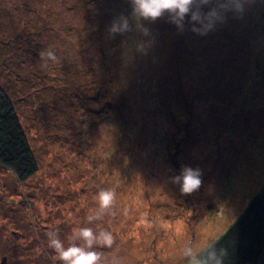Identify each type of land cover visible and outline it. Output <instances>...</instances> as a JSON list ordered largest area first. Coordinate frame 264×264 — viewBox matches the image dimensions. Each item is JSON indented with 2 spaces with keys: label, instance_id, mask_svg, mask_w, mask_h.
<instances>
[{
  "label": "rangeland",
  "instance_id": "1",
  "mask_svg": "<svg viewBox=\"0 0 264 264\" xmlns=\"http://www.w3.org/2000/svg\"><path fill=\"white\" fill-rule=\"evenodd\" d=\"M130 11L128 0H0V85L37 164L20 182L0 166V264H53L46 233L67 246L83 226L114 234L98 249L106 261L187 264L181 249L210 247L263 186L264 5L206 36L165 17L149 36L109 39ZM245 24L259 29L236 31ZM45 49L57 60L41 67ZM185 166L202 173L191 195L171 180ZM101 188L117 193L113 214L88 225Z\"/></svg>",
  "mask_w": 264,
  "mask_h": 264
},
{
  "label": "clouds",
  "instance_id": "2",
  "mask_svg": "<svg viewBox=\"0 0 264 264\" xmlns=\"http://www.w3.org/2000/svg\"><path fill=\"white\" fill-rule=\"evenodd\" d=\"M128 3L130 13L121 14L110 22L107 29L109 39L134 29L143 36H149L150 30L145 22L155 23L165 17L180 33L187 30L198 36H206L215 31L218 25L224 24L229 14L233 18L243 19L253 6L264 5V0H128ZM39 58L41 67H47L49 62L57 60L52 49L40 51ZM171 180L179 186L181 195H191L201 188L202 173L198 168L185 166ZM116 200L115 190L101 188L95 195L96 208L86 216V223L92 225L113 214ZM46 236L47 246L54 253L53 264L57 261L59 264H121L117 256L106 261L102 251L98 250L113 248L115 237L110 230H94L90 226L74 228L67 246L56 230H49ZM181 255L187 264H225L224 254L214 246L198 251L189 244L181 249Z\"/></svg>",
  "mask_w": 264,
  "mask_h": 264
},
{
  "label": "trees",
  "instance_id": "3",
  "mask_svg": "<svg viewBox=\"0 0 264 264\" xmlns=\"http://www.w3.org/2000/svg\"><path fill=\"white\" fill-rule=\"evenodd\" d=\"M232 19H233L232 15L229 14V18L226 21ZM145 26L149 29L150 23H146ZM102 31L103 29L101 28V26H97L93 29V32L98 33L99 35L103 34ZM118 36L119 35H117L114 38V40ZM124 36H125L124 40H126L127 34H124ZM175 39L173 41H175ZM133 41L134 44H137L136 40ZM79 42L81 45L82 44L85 45V43H83V40L79 39ZM107 45L108 44L106 42L105 43L100 42L98 46L94 49L96 54L104 58L106 55L105 48ZM174 59L175 57H173V60ZM133 77L137 78L135 75H133ZM0 166L6 170H10L16 176L19 182L31 178V176L36 173L35 171L37 166L36 161H34L33 152L29 148L28 140L26 139L24 128H22L19 117L16 115L14 111V105L12 104L9 95L4 92L1 85H0ZM263 187L264 184L260 188L259 192L254 196H252L249 202L253 198H255V196L259 195ZM243 212H241V214ZM241 214L237 216L235 222H233L229 227L226 228L225 233L222 234L218 239H216L214 243H212L213 244L212 246H215L216 243L219 240H221V238L224 235L227 234V231H229L232 228V226L237 222V219ZM224 244L225 245L223 247L217 248V250H219L224 254L225 259H228V256L235 257V255L237 254L231 252L230 247H232V245L229 244L228 242H225ZM225 264H228L227 261H225Z\"/></svg>",
  "mask_w": 264,
  "mask_h": 264
},
{
  "label": "water",
  "instance_id": "4",
  "mask_svg": "<svg viewBox=\"0 0 264 264\" xmlns=\"http://www.w3.org/2000/svg\"><path fill=\"white\" fill-rule=\"evenodd\" d=\"M225 242L232 245L231 252L240 254L228 256V264H264V187L214 247H223Z\"/></svg>",
  "mask_w": 264,
  "mask_h": 264
},
{
  "label": "bare ground",
  "instance_id": "5",
  "mask_svg": "<svg viewBox=\"0 0 264 264\" xmlns=\"http://www.w3.org/2000/svg\"><path fill=\"white\" fill-rule=\"evenodd\" d=\"M260 11V9H257V10H255V16H252L251 18H253V20H257V17H262V11H261V13L259 12ZM249 12H246V14L244 15V17H243V19H241V20H248V21H250V19L248 18V16H247V14H248ZM235 20L236 21H240V19H237V18H235ZM250 23V22H249ZM233 29V28H232ZM252 29H256V30H258L259 29V27L258 26H256V25H253L252 24V26H250V25H244V26H242V27H240V28H237L236 29V31H238V32H244V31H250V30H252ZM240 30V31H239Z\"/></svg>",
  "mask_w": 264,
  "mask_h": 264
},
{
  "label": "flooded vegetation",
  "instance_id": "6",
  "mask_svg": "<svg viewBox=\"0 0 264 264\" xmlns=\"http://www.w3.org/2000/svg\"><path fill=\"white\" fill-rule=\"evenodd\" d=\"M2 258H5V260H6V261H5V264H6V263H7V257H6V256H3Z\"/></svg>",
  "mask_w": 264,
  "mask_h": 264
}]
</instances>
